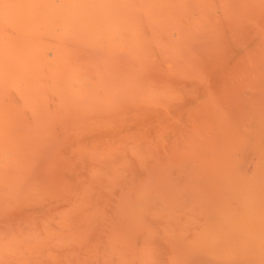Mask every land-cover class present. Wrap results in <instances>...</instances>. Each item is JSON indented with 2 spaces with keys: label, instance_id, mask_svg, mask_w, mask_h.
I'll return each instance as SVG.
<instances>
[{
  "label": "bare ground",
  "instance_id": "bare-ground-1",
  "mask_svg": "<svg viewBox=\"0 0 264 264\" xmlns=\"http://www.w3.org/2000/svg\"><path fill=\"white\" fill-rule=\"evenodd\" d=\"M0 264H264V0H0Z\"/></svg>",
  "mask_w": 264,
  "mask_h": 264
}]
</instances>
